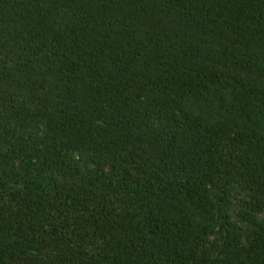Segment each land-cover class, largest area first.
<instances>
[{"label":"trees","instance_id":"obj_1","mask_svg":"<svg viewBox=\"0 0 264 264\" xmlns=\"http://www.w3.org/2000/svg\"><path fill=\"white\" fill-rule=\"evenodd\" d=\"M0 264H264V0H0Z\"/></svg>","mask_w":264,"mask_h":264}]
</instances>
